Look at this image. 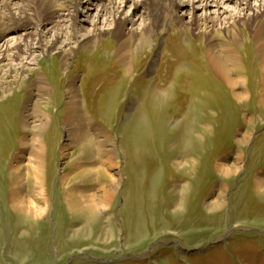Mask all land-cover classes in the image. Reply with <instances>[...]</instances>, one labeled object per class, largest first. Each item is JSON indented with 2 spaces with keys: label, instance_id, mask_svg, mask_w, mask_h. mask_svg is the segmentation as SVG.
I'll use <instances>...</instances> for the list:
<instances>
[{
  "label": "rangeland",
  "instance_id": "obj_1",
  "mask_svg": "<svg viewBox=\"0 0 264 264\" xmlns=\"http://www.w3.org/2000/svg\"><path fill=\"white\" fill-rule=\"evenodd\" d=\"M146 2L137 14L155 22V45L130 58L127 74L118 59L120 39L108 32L114 28L98 13L97 2L89 17L102 18L105 23L99 26L108 29L98 46L77 48L65 69L58 53L45 51L36 54L35 65L19 81L0 74V142L6 149L1 154L0 145V264H264V190L255 185L264 174V67L257 29L247 23L238 27L246 58L224 30L226 13L222 21L209 14L216 18V29L203 23L184 30L178 22L170 20L164 27L160 22L170 9L178 10L177 3L188 9L189 2L168 1L165 13L160 0ZM196 12L206 16L202 9ZM236 15L227 20L235 21ZM13 20L1 22L8 23L4 29L9 38L22 33L13 30L23 19ZM90 31L91 21L85 18L77 38ZM210 39L230 44L241 56V70L233 76L245 81L242 100L208 59ZM42 70L49 84L32 103L37 111L30 121L45 119L37 131L22 119H27L32 81ZM182 71L197 74L181 79ZM72 82H77L81 100L80 120L67 93ZM6 112L15 119L12 123ZM67 125L73 133L68 153L63 148L70 137ZM244 135V142L238 140ZM34 136L44 148L47 201L41 214L25 221L10 208L8 172L22 150L21 140ZM223 162L240 168L225 177L218 169ZM91 166L93 176H84ZM72 187L75 191L67 192ZM95 193L99 200L87 197ZM68 199L77 207H68ZM214 200L223 205L211 209L208 204ZM97 201L92 215L87 206Z\"/></svg>",
  "mask_w": 264,
  "mask_h": 264
},
{
  "label": "bare ground",
  "instance_id": "obj_2",
  "mask_svg": "<svg viewBox=\"0 0 264 264\" xmlns=\"http://www.w3.org/2000/svg\"><path fill=\"white\" fill-rule=\"evenodd\" d=\"M146 1L148 0H132L131 3H129V0H93V2H91V0H82V2L80 1L79 3V0H0V74L5 73L8 77L12 78V83L14 81L16 82V80L22 77L21 74H24V72L27 71V67L35 65V61L37 60L36 54L39 53V55H42L45 53V51H51L52 56H55V53H58L62 61L61 67L64 69L67 68V66L69 65V60L73 56L74 51H76L77 48L82 47L85 48L87 51L88 49L91 50L96 45H99L101 38L107 33L106 30H108L105 29L104 26H99V23L102 22L104 24V21H106L107 24L110 23L111 28H114V30L109 29L108 32L111 31L114 36L120 39V46L118 48V59L119 62L124 66V69L127 71L126 74L129 73V70H131L132 65H130V58L133 57L136 52L140 50L145 52L147 47L155 45L153 44V37L154 33H158V29L154 24L155 22L153 21V19L148 18V22H146L147 17L145 18V16H140L139 14H137L139 9L146 8ZM168 1L172 0H160L161 4L164 5L165 10L167 9V5L169 4ZM183 1H185V3L189 2L188 9H185L184 6L182 7L179 3H177V11L173 9H170L171 12H167V10L163 11L164 13L167 12L168 14L167 18L165 17V15V19L163 18L160 22L162 25L159 23L161 26L164 27L168 23V21L171 20L172 22H178L184 30L193 29L194 26H199L203 23L211 24V26H213L212 29H216L214 26L217 21H222L223 19L224 30H226L228 35L231 36L232 42L236 47H242L241 49H239L241 51H244L245 57L247 58L248 52L246 46H241V43L239 42L240 38L238 37L239 25H245L247 23L251 27L257 29V42L259 43V46L261 48V62L264 67V0H181V2ZM83 2L84 4H81ZM94 2L99 3L98 13L105 17L103 18L104 21L101 20L102 18L99 20V18L97 17H89L90 9H92L90 7L91 5H94ZM126 3H129V9L128 11L124 12V7L127 5ZM81 7H83L85 11L87 9L86 13H81V11L79 10ZM105 8L111 9L112 14L109 15L105 11ZM198 9H202L203 12H205L206 16L201 17L200 14L198 15L196 12ZM62 10L67 12L64 16H61L60 11ZM186 12H188V14L190 15L189 20H185ZM243 12H245V14H243ZM210 13H215V15H218V20L216 21V18H211V15H209ZM225 13L226 15L222 18L221 15H224ZM236 14L239 16H237ZM235 15L238 18L235 19V21L231 22L227 20L228 17L230 18ZM109 16L111 18L110 20L108 18ZM17 17L23 19V23H21L20 26H17V28H15L13 31L18 33L19 31H22V33H16L18 35H15L12 38H9L8 36L6 37L7 33L5 32L4 26H7L8 23H6V25H2V19L14 22L15 20L13 19ZM220 17L222 19H220ZM85 18L91 21L92 31L85 33V36H83V38L78 39V32L82 29V24L85 21ZM50 31L51 37L50 40H48L47 37ZM203 38L207 43L206 34L203 35ZM208 41H210L208 43V59H210L211 64H213L217 72L222 75V77L232 88V90H234L233 95L235 96V98L242 100L243 97L245 98L246 96H243V91H241L245 81L241 78L233 76L236 70H241V56L239 57L238 54L234 52V50L229 46L230 44L219 42L220 45H222V49H218V42L215 43L211 39ZM134 42H137L136 46H133ZM165 42L167 43V40ZM194 47L198 49L199 45L195 44ZM193 55L195 56V59L199 60L202 64V61L199 58L200 55L197 54V52L193 53ZM156 64L157 59H152L150 65L152 71L155 69ZM195 66V68H197L202 73L207 70L204 65H202L203 67L200 65ZM34 70L35 68H31V71ZM122 71L124 70L122 69ZM188 74H190L189 78H193L194 74L196 75L197 73L188 72L186 74L184 71H182L179 74V78H185V76ZM46 76L43 73V70L38 71L37 76L32 81L31 91L29 94L30 101L27 105V119H22V121H24L23 123H25V126L27 127L31 126L32 123H34L30 120H32L34 113H36L37 111H35V105L32 104L34 102V97L40 96L42 95V93L44 94L48 90L49 83L47 81V78L49 79V77ZM76 83L77 82H72L69 85L67 93L69 94L70 104L73 108L72 110L77 113L76 115L75 113L73 115L74 117L76 116L77 119L80 120L81 115L79 111L81 109V100L77 99L78 87ZM262 101H264V98L262 99ZM6 115L9 116L10 123L15 120L7 112ZM74 117L71 119V122ZM10 119L13 120L10 121ZM79 120L77 122H80ZM39 123L41 125H43V123L45 124V119L41 118V120H39L36 117L33 127L37 131L42 128L39 127ZM70 124L72 125V123ZM71 127L72 126H68V129L66 128L68 131V135L70 136L67 139L68 141L64 143L63 146V148H65L64 150L66 151V153L69 152L68 150L70 149L72 141ZM245 135L247 136V134ZM245 135L238 140L244 142L246 139ZM3 141L2 143L0 142V145L2 146V150L0 149L2 152H0L1 154H3L6 150L3 149ZM40 141L41 138L39 136L28 138L26 139V141L22 139L20 142L22 150L16 155L15 162L14 164H12L9 169L10 171L8 172L10 180V184H8V186H11V193L9 198L10 208L14 210L15 214H17L20 219H23L25 221H31L33 218L41 214L43 210L42 205L44 204V202L47 201V199L45 198L46 194L43 185L44 159L42 154L44 152V148ZM86 142L87 141L83 143ZM239 156L240 155L235 156V159L237 160L236 163H238V160H240ZM24 160H27V166L24 165ZM6 163L7 160L4 161L3 167H5ZM94 168L87 170L84 173V176L92 175V173L96 171L94 170ZM239 168L240 166L236 164V169L234 170L232 164L228 165L225 162L221 163L218 166L220 173L225 177H228L231 174H235L239 170ZM61 178L62 181L66 183L67 176L63 175ZM255 185L257 188L264 190V174L256 177ZM28 189H31V192H29ZM70 191L75 190L72 187L67 192ZM87 197H95V199L97 200L101 198H99L96 193L93 195H87ZM104 200L105 199L102 200L103 205ZM67 201L68 202H66V204L68 207H77L76 203L73 202L71 199H68ZM95 203L96 204H90L87 206V211H90L92 215L95 214L94 211L99 208L98 205L100 204L99 201ZM103 205L101 206L102 208L104 207ZM208 205L211 209H217L223 205V202L214 200L210 201ZM81 208H85V206H81ZM80 209L77 208V211H83Z\"/></svg>",
  "mask_w": 264,
  "mask_h": 264
},
{
  "label": "crops",
  "instance_id": "obj_3",
  "mask_svg": "<svg viewBox=\"0 0 264 264\" xmlns=\"http://www.w3.org/2000/svg\"><path fill=\"white\" fill-rule=\"evenodd\" d=\"M58 178H59V176H58ZM61 185H62V183H60Z\"/></svg>",
  "mask_w": 264,
  "mask_h": 264
}]
</instances>
